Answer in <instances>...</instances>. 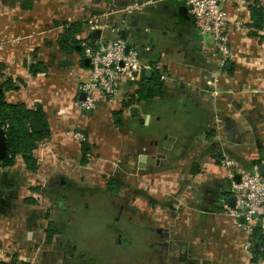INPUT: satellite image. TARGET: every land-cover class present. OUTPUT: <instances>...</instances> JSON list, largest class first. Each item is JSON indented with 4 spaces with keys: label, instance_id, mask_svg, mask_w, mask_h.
Listing matches in <instances>:
<instances>
[{
    "label": "crops",
    "instance_id": "0c3cea01",
    "mask_svg": "<svg viewBox=\"0 0 264 264\" xmlns=\"http://www.w3.org/2000/svg\"><path fill=\"white\" fill-rule=\"evenodd\" d=\"M132 1L0 0V95L41 110L46 130L34 172L21 154L0 165V264H264L230 212L223 163L235 178L264 163V0L222 2L231 56L221 69L185 2L122 10ZM70 23L82 24L79 45L124 38L145 65L128 92L90 111L87 58L59 44ZM156 75L160 90L134 95Z\"/></svg>",
    "mask_w": 264,
    "mask_h": 264
},
{
    "label": "built area",
    "instance_id": "2783aa9c",
    "mask_svg": "<svg viewBox=\"0 0 264 264\" xmlns=\"http://www.w3.org/2000/svg\"><path fill=\"white\" fill-rule=\"evenodd\" d=\"M190 5L189 11L198 33L209 39L213 49L219 56V68H223L231 56L228 34L224 30L225 16L222 10L224 0H178ZM152 0L132 1L122 7L126 12L140 10ZM236 29L241 27L239 20L234 21ZM98 27H101L98 25ZM91 29L95 26L91 25ZM12 39L11 42H16ZM127 39L114 37L100 38L95 46L88 45V40L80 43L84 47V55L88 60V68L85 77L80 81V90L84 93V99L80 106L86 110H92L100 96L111 99L116 98L121 92H128V81H136L141 69L145 66L140 60L135 48L126 50ZM0 46L3 43L0 42ZM125 89V90H124ZM5 129V126H1ZM83 138L80 133H76ZM227 168L232 194L235 199L230 212L236 218L242 217L240 225L244 231L251 234L255 225L264 222V176L256 172L239 171V177H234V162L230 159L223 161ZM251 246L247 241L245 248Z\"/></svg>",
    "mask_w": 264,
    "mask_h": 264
},
{
    "label": "trees",
    "instance_id": "16d2710c",
    "mask_svg": "<svg viewBox=\"0 0 264 264\" xmlns=\"http://www.w3.org/2000/svg\"><path fill=\"white\" fill-rule=\"evenodd\" d=\"M81 23H70L64 28V33L61 35L59 44L68 51L77 49V53L84 54V47L79 45V40L75 37L81 29ZM88 45L95 46L96 38L88 37ZM44 67L38 66L34 68L33 72L44 71ZM146 83L150 87L143 88V86L135 91V96L138 98H150L154 90H160V81L156 76H151ZM133 95V96H134ZM134 96V97H135ZM33 116H38L42 119L43 114L39 109H29L23 104H7L0 95V126H5L6 133V155L0 159V165L9 166L14 162V158L21 154L25 161L26 169L34 172L37 168L36 159L33 156V149L35 144L40 141L45 135V131L34 132L29 126V120ZM87 143L82 144V153L85 155L87 151ZM121 187V181L118 178H112L107 183L108 190L118 191ZM56 229L53 225H49L46 230V237L50 239ZM252 252L256 255H262L261 251L264 248V222H260L253 228L249 237ZM253 262H256L252 259ZM6 264V263H3Z\"/></svg>",
    "mask_w": 264,
    "mask_h": 264
},
{
    "label": "water",
    "instance_id": "95a60500",
    "mask_svg": "<svg viewBox=\"0 0 264 264\" xmlns=\"http://www.w3.org/2000/svg\"><path fill=\"white\" fill-rule=\"evenodd\" d=\"M188 7L190 8V5H188ZM99 31L93 30L92 34L93 35H97L98 36ZM122 36H124V33L122 34ZM130 48V45L127 43L126 46V50H128ZM88 61V60H87ZM146 72H150V69L146 70ZM29 126L32 128V130L34 132H40L43 128L42 125V121L40 120L39 117L37 116H33L30 118L29 120ZM162 145H164L165 147H170L171 145V138L168 137L164 143H162ZM6 147H7V141H6V133H5V129L3 127L0 126V159H2L5 155H6ZM145 158V155L141 154L139 156V159L141 161H143ZM142 164V162H140ZM142 166V165H141ZM256 171L257 174L260 176H264V163H258L256 164ZM232 200L234 201L233 203H231L232 206H234L235 204V199L234 197L232 198ZM242 219V217H241Z\"/></svg>",
    "mask_w": 264,
    "mask_h": 264
}]
</instances>
